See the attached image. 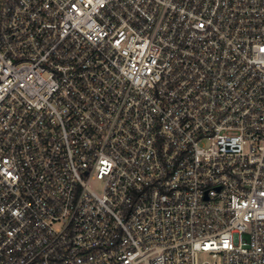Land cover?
<instances>
[{"label": "built area", "instance_id": "1", "mask_svg": "<svg viewBox=\"0 0 264 264\" xmlns=\"http://www.w3.org/2000/svg\"><path fill=\"white\" fill-rule=\"evenodd\" d=\"M0 264H264V0H0Z\"/></svg>", "mask_w": 264, "mask_h": 264}]
</instances>
